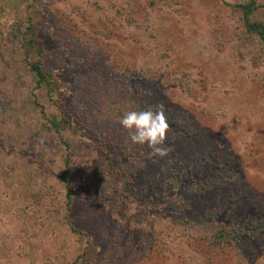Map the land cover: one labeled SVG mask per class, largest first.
I'll list each match as a JSON object with an SVG mask.
<instances>
[{"label": "trees", "instance_id": "trees-1", "mask_svg": "<svg viewBox=\"0 0 264 264\" xmlns=\"http://www.w3.org/2000/svg\"><path fill=\"white\" fill-rule=\"evenodd\" d=\"M220 1L237 59L264 71V0ZM63 4H44L51 6L44 20L37 0H0V264H121L126 252L121 258L132 264L162 254L174 264H264V210L246 214L232 198L214 206L209 187L190 177L189 163L171 147V132H181L175 127L198 131L186 112L163 104L170 126L163 158L133 144L120 125L125 111L161 103L133 95L126 101L127 87L108 72L114 65L100 66L114 49L92 42L89 17L98 19L96 40L129 49L133 58L154 48L120 34L141 30L138 18L115 4L106 11L97 0L72 11ZM205 42L189 44L206 63L225 44L213 50ZM138 69L146 72H129ZM78 148L89 159L71 173ZM65 229L82 247L71 259L55 243Z\"/></svg>", "mask_w": 264, "mask_h": 264}, {"label": "rangeland", "instance_id": "rangeland-1", "mask_svg": "<svg viewBox=\"0 0 264 264\" xmlns=\"http://www.w3.org/2000/svg\"><path fill=\"white\" fill-rule=\"evenodd\" d=\"M37 1L42 19H48L51 6L43 5H50L53 0ZM86 1L64 0L63 7L72 11ZM97 1L106 11H110V4H115L134 14L141 30L124 28L120 34H127L132 39L142 37L144 43L154 46L150 53L141 50L133 58L134 53L129 49L115 44L119 47L116 49L106 40H96L94 31L99 29L98 19L89 17L93 25L87 33L94 36L92 42L102 47L100 50L106 47L118 54H108L100 66L108 71L106 63L114 65L108 72L127 87L126 101L133 95L186 112L198 131L190 130L186 125L175 127L181 132L178 135L171 132V147L189 163L190 177L209 187L205 194L208 201L215 200L214 206L220 207L231 204L232 198V205L237 210L241 208V212L247 214L248 208L252 214L263 211L264 71L249 68L244 60L237 59V54L229 46L227 39L230 38L231 25L227 19V6L220 0H165L163 9L151 6L148 0ZM191 40L206 41L213 50L225 46H221L220 56L205 63L197 56L202 50L191 47ZM127 58L130 63H126ZM134 61L138 64L133 65ZM132 67H141L146 72L143 74L139 69L129 72ZM226 89L227 92H223ZM219 112L225 113L222 116L224 122H215ZM185 130L188 132L183 134ZM84 151L78 148L77 158L72 157L71 173L77 172V165L89 159ZM135 151L133 154H138ZM117 156L121 157L120 154ZM67 233L70 234L65 229L55 238V243L62 245L63 253L71 259L82 247L76 246L74 237ZM126 253L118 256L121 264H132L124 259L129 255ZM145 258L144 264H174L166 260L168 256L164 254Z\"/></svg>", "mask_w": 264, "mask_h": 264}, {"label": "clouds", "instance_id": "clouds-1", "mask_svg": "<svg viewBox=\"0 0 264 264\" xmlns=\"http://www.w3.org/2000/svg\"><path fill=\"white\" fill-rule=\"evenodd\" d=\"M119 123L127 130L133 144H147L154 157L168 156L169 148L165 146V141L170 126L162 103L154 108L125 111Z\"/></svg>", "mask_w": 264, "mask_h": 264}]
</instances>
